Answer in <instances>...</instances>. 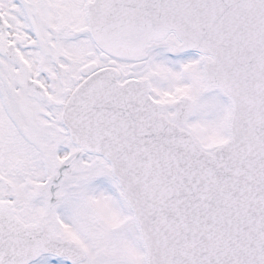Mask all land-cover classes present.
<instances>
[{"label": "snow or ice", "instance_id": "1", "mask_svg": "<svg viewBox=\"0 0 264 264\" xmlns=\"http://www.w3.org/2000/svg\"><path fill=\"white\" fill-rule=\"evenodd\" d=\"M0 264H264V0H0Z\"/></svg>", "mask_w": 264, "mask_h": 264}]
</instances>
